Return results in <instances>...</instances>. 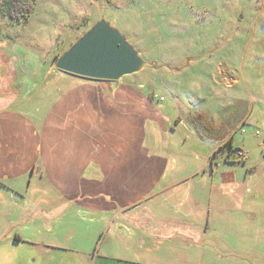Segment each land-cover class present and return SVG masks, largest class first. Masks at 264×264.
<instances>
[{"label": "rangeland", "instance_id": "obj_1", "mask_svg": "<svg viewBox=\"0 0 264 264\" xmlns=\"http://www.w3.org/2000/svg\"><path fill=\"white\" fill-rule=\"evenodd\" d=\"M19 1L12 8L16 16L28 7ZM31 10L26 19L14 20L0 11V42L15 55L20 80L29 84L17 86L23 93L39 97L44 76H72L57 69L58 59L106 22L142 60L136 72L107 82L126 94L149 96L154 106L149 111L160 112L179 134L159 136L153 120L144 122L142 139L153 151L161 153L162 142H183L188 130L210 134L220 124L229 132V141L214 153L209 144L198 143V158L191 162L197 168L207 158H219L217 173L220 167L223 174L232 170L240 182L236 193L246 196L244 206L234 209L236 194L228 190L232 195L224 203L230 209L220 215L214 199L210 202L215 185L202 179L143 201L162 211L176 208V233L183 237L171 243L168 255L164 247L157 252L163 264H264V0H34ZM235 133L243 149L232 154ZM198 188L204 190L200 198ZM185 189L192 191L190 202Z\"/></svg>", "mask_w": 264, "mask_h": 264}, {"label": "crops", "instance_id": "obj_2", "mask_svg": "<svg viewBox=\"0 0 264 264\" xmlns=\"http://www.w3.org/2000/svg\"><path fill=\"white\" fill-rule=\"evenodd\" d=\"M14 56L1 41L0 264H163L157 252L164 247L168 255L171 243L183 237L176 233V208L162 211L143 201L202 179L215 185L210 202L220 215L230 209L224 203L232 195L228 190L236 194L234 209L244 206L232 170L223 174L220 167L217 173L219 158L197 168L191 162L198 143L214 153L229 141L220 124L210 134L187 129L183 142H162L161 153L153 151L142 139L144 122L153 120L159 136L179 134L160 112L149 111V96L126 94L107 80L56 73L43 77V93L36 97L17 87L29 84L18 77ZM235 135L232 154L243 149ZM185 191L190 202L192 191ZM196 191L199 198L204 194ZM16 227L22 232H8Z\"/></svg>", "mask_w": 264, "mask_h": 264}, {"label": "water", "instance_id": "obj_3", "mask_svg": "<svg viewBox=\"0 0 264 264\" xmlns=\"http://www.w3.org/2000/svg\"><path fill=\"white\" fill-rule=\"evenodd\" d=\"M141 64L142 60L117 30L106 22H98L58 59L56 67L83 78L114 81L136 72Z\"/></svg>", "mask_w": 264, "mask_h": 264}, {"label": "trees", "instance_id": "obj_4", "mask_svg": "<svg viewBox=\"0 0 264 264\" xmlns=\"http://www.w3.org/2000/svg\"><path fill=\"white\" fill-rule=\"evenodd\" d=\"M14 1H19V0H2L0 1V11L4 16H8L11 19H26L27 16H29L32 13L31 7L34 4V0H20V1H24L25 5L28 6L27 8H19L20 9V16H16L17 14H13L14 10H12V8H14ZM19 1V2H20ZM32 1V2H30ZM4 6H7L8 8H5ZM10 8V10H9ZM238 149H232V151H237Z\"/></svg>", "mask_w": 264, "mask_h": 264}]
</instances>
